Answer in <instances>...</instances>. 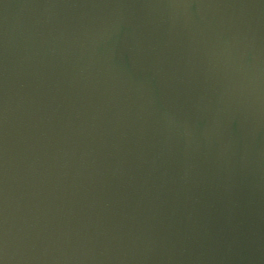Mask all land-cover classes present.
I'll list each match as a JSON object with an SVG mask.
<instances>
[{
  "label": "water",
  "instance_id": "obj_1",
  "mask_svg": "<svg viewBox=\"0 0 264 264\" xmlns=\"http://www.w3.org/2000/svg\"><path fill=\"white\" fill-rule=\"evenodd\" d=\"M0 264H264V0H0Z\"/></svg>",
  "mask_w": 264,
  "mask_h": 264
}]
</instances>
